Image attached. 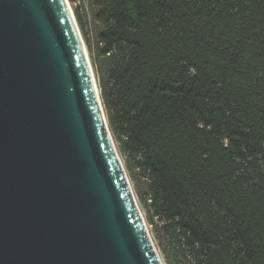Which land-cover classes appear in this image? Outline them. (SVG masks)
<instances>
[{
  "label": "trees",
  "instance_id": "obj_1",
  "mask_svg": "<svg viewBox=\"0 0 264 264\" xmlns=\"http://www.w3.org/2000/svg\"><path fill=\"white\" fill-rule=\"evenodd\" d=\"M90 3L73 12L165 260L264 264V0Z\"/></svg>",
  "mask_w": 264,
  "mask_h": 264
},
{
  "label": "water",
  "instance_id": "obj_2",
  "mask_svg": "<svg viewBox=\"0 0 264 264\" xmlns=\"http://www.w3.org/2000/svg\"><path fill=\"white\" fill-rule=\"evenodd\" d=\"M0 264H164L68 0H0Z\"/></svg>",
  "mask_w": 264,
  "mask_h": 264
},
{
  "label": "rangeland",
  "instance_id": "obj_3",
  "mask_svg": "<svg viewBox=\"0 0 264 264\" xmlns=\"http://www.w3.org/2000/svg\"><path fill=\"white\" fill-rule=\"evenodd\" d=\"M69 1V0H68ZM70 5L73 9V6H75L76 4L80 6L81 8V11L83 13H89V10H90V0H75L74 2H70ZM89 54V53H88ZM93 67V65H92ZM93 71H94V68H93ZM95 73V71H94ZM113 137V136H112ZM114 140V143H115V146L117 148V151H118V154L121 158V161L124 165V168H125V171H126V174H127V177H128V180H129V183L131 185V188L133 190V193H134V196H135V199L137 201V204L139 206V209L144 217V220H145V223L147 225V228H148V231L151 235V238L157 248V251L159 253V255L161 256L162 260H163V263L164 264H169L167 263V261L165 260V257H164V253H163V249H162V246L165 244V241H166V237L162 236V232L159 233L161 234V237H158L157 234L155 233L154 231V228H159L161 226V221L158 220L156 217H152V221H150L148 219V208H146L143 204V202L141 201L140 197L141 196H144L145 193H146V180L145 178H143L141 176V174H139L138 170L137 169H132V170H129L126 168L125 166V157L122 153L119 152V148H118V143L115 141V139L113 138ZM148 202V200H147Z\"/></svg>",
  "mask_w": 264,
  "mask_h": 264
}]
</instances>
